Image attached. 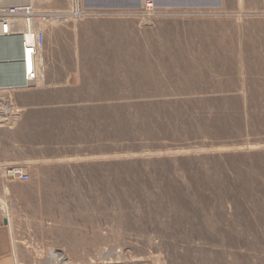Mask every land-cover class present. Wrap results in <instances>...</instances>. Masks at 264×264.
I'll list each match as a JSON object with an SVG mask.
<instances>
[{
  "label": "rangeland",
  "instance_id": "374dc122",
  "mask_svg": "<svg viewBox=\"0 0 264 264\" xmlns=\"http://www.w3.org/2000/svg\"><path fill=\"white\" fill-rule=\"evenodd\" d=\"M147 5L0 0L12 16L7 33L0 20V222L13 264H264V0ZM27 11L65 16L44 27L39 58L45 77L62 65L61 85L13 79L21 62L30 70ZM46 91L76 100L26 109Z\"/></svg>",
  "mask_w": 264,
  "mask_h": 264
},
{
  "label": "built area",
  "instance_id": "2783aa9c",
  "mask_svg": "<svg viewBox=\"0 0 264 264\" xmlns=\"http://www.w3.org/2000/svg\"><path fill=\"white\" fill-rule=\"evenodd\" d=\"M145 3H151V0H145ZM151 7V6H148ZM21 17L23 20L27 22L26 31L24 34L21 35L22 44L25 49L29 48V61H30V70L27 71L26 67L23 62H21V74L23 76V87L31 88L36 83L41 82L45 78V65H42L39 58L43 54V46L45 44V32L44 27L47 26V24L51 21H59L65 16L55 14L52 12H31L27 11V13H24V15L21 14ZM0 20H6L7 22L4 23V32H6V25L10 22V19L12 16L10 15H4L0 17ZM26 18V19H25ZM36 18V22H39V20L42 21L41 24H39L38 28L35 30V28L31 27L30 22L33 21V19ZM35 22V23H36ZM27 32L31 33V35H28L27 38ZM7 177L17 179V180H27L29 178V174L21 167H11L8 169L6 173Z\"/></svg>",
  "mask_w": 264,
  "mask_h": 264
},
{
  "label": "crops",
  "instance_id": "0c3cea01",
  "mask_svg": "<svg viewBox=\"0 0 264 264\" xmlns=\"http://www.w3.org/2000/svg\"><path fill=\"white\" fill-rule=\"evenodd\" d=\"M84 25V26H83ZM81 26H83V28L85 27H88V28H91L93 26L92 23L90 22H85L83 23ZM94 35H92L93 37ZM61 46L60 45H57V46H51L52 50L51 52L48 51L47 54L50 56L54 55V53H58V50L56 49H59ZM63 49V48H60L59 51ZM56 51V52H55ZM54 52V53H53ZM62 65L59 64V63H55L54 65L50 64L49 67H48V71H47V74H46V79L45 82V87H49V84H63L62 82H64V80L66 78L62 77L61 74H59V72H57L59 69H62L61 68ZM56 71V72H54ZM18 72V71H17ZM16 73V72H15ZM10 74V73H9ZM22 74L19 70V73H16L14 76H13V79L17 80L19 83L20 81L21 82H24L23 78L21 77ZM11 77L10 75H8V78H7V81L10 80ZM22 78V79H21ZM5 81V78H2L0 79V85H4ZM12 81V80H11ZM49 82V84L47 85V83ZM14 83L18 84L17 82L14 81ZM44 87V88H45ZM43 88V89H44ZM18 89H23V88H18ZM26 89H32V88H26ZM42 89V90H43ZM59 94L57 95H61V96H57L55 94V92H50L48 93V91H46L45 93L43 92H40V93H36V94H32L30 95L27 99H28V102H27V105H26V109L28 108V105H29V102L30 104H35L34 107L35 108H45L47 107V100L48 101H59L61 102L62 98L65 99V102L68 103V102H74L76 99H75V95L73 96V99L71 97H69V91H64L62 94L60 91H58ZM73 94H75V92H72ZM23 97V96H22ZM25 99V100H27ZM15 100L17 101V99L15 98ZM50 103V102H49ZM61 106V105H60ZM18 127L20 128V123L18 124ZM17 129V127H16ZM18 130V129H17ZM14 133L12 135L9 136L8 133L6 134H2V138L5 139V138H11L12 140H17V138L19 137V135L16 136V132L15 130L13 131ZM15 140L13 142H15ZM29 141V140H27ZM32 141H30L31 143ZM7 226H8V222L4 221L3 222H0V264H13L14 262V257H13V254L11 253V247H10V239H9V235L7 233Z\"/></svg>",
  "mask_w": 264,
  "mask_h": 264
},
{
  "label": "bare ground",
  "instance_id": "6f19581e",
  "mask_svg": "<svg viewBox=\"0 0 264 264\" xmlns=\"http://www.w3.org/2000/svg\"><path fill=\"white\" fill-rule=\"evenodd\" d=\"M148 4H149V3H148ZM150 4H151V3H150ZM146 5H147V4H146ZM147 6H150V5H147ZM47 165H48V164H47ZM54 169H55V168H54ZM53 171H54V170H53ZM53 171H52V172H53ZM52 172H51V173H52ZM52 174H53V173H52ZM54 175H55V174H54ZM52 176H53V175H52ZM52 176H51V177H52ZM55 177H56V176H55ZM52 180H53V179H52ZM52 187H53V186H52ZM54 187H55V186H54ZM51 191H52V190H51Z\"/></svg>",
  "mask_w": 264,
  "mask_h": 264
}]
</instances>
